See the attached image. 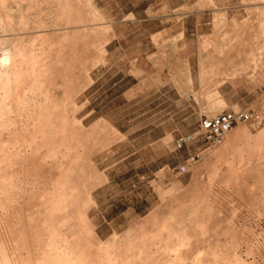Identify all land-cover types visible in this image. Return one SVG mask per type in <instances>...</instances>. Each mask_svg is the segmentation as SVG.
Here are the masks:
<instances>
[{
  "label": "rangeland",
  "instance_id": "rangeland-1",
  "mask_svg": "<svg viewBox=\"0 0 264 264\" xmlns=\"http://www.w3.org/2000/svg\"><path fill=\"white\" fill-rule=\"evenodd\" d=\"M64 2L69 15L60 20L69 23L64 28L70 30L57 25L23 32L13 22L7 29L0 28V58L19 36L24 52L32 56L48 35H70L71 42L63 49L49 52L47 47L45 53L36 54L40 72L37 78L29 76L25 85L24 125L31 131L29 118L39 114L37 105L57 114L69 108L63 101L70 100L76 108L66 114L82 127L102 122L108 132L116 133L93 149L92 165L87 168L89 176L98 178L84 192L82 211L97 238L113 245L119 263L133 261L137 257H131L132 253L144 249V259L160 264L164 259L158 252L161 243L152 237L160 228L164 235L163 229L175 218L188 221L187 238L229 244V250L220 248L217 254L226 263L264 264V195L248 193L252 186L262 189V183L254 187L250 179L252 183L236 187L230 182L213 184L210 161L225 168L230 179L235 178V164L222 166L211 160L215 145L207 147L202 139L182 149L176 145L181 135L197 132L205 116L223 111L246 112L245 125L252 137L264 129V82H251L245 76L227 80L220 88L227 102L222 108L211 109L205 98L196 95L202 91L200 58L205 65L211 58L202 52V44L216 42L220 53L214 57L224 62V55L238 51L253 33L255 11L264 13V0ZM255 67V76H263L264 60L249 70ZM185 68L191 85L184 83ZM223 70L222 65L218 72ZM197 154L200 158L187 162ZM235 155L227 157L233 161ZM183 165L185 171H181ZM2 174L10 177L12 172ZM257 175L258 181L263 180V173ZM205 195L211 197L212 215L190 218L192 206ZM5 230L0 222V233ZM196 252L191 250L187 257Z\"/></svg>",
  "mask_w": 264,
  "mask_h": 264
},
{
  "label": "bare ground",
  "instance_id": "bare-ground-1",
  "mask_svg": "<svg viewBox=\"0 0 264 264\" xmlns=\"http://www.w3.org/2000/svg\"><path fill=\"white\" fill-rule=\"evenodd\" d=\"M67 11L64 0H0V28L7 29L14 22L23 32L37 28L47 30V27L57 25L70 30V27L64 28L65 24H70L60 20L69 15ZM255 13L253 33L238 51L227 52L224 62L214 57L220 53L216 42L205 41L201 46L202 52L211 58L209 65L200 58L198 79L202 91L196 95L205 98L211 109L222 108L227 103L220 92L227 80L245 76L251 82H264V75L255 76L257 67L252 72L249 70L253 63L264 60V13L257 10ZM21 39V36L13 39L0 58V222L6 225L5 232L0 233V264H154L152 259H144L141 255L144 249L132 253L131 257H137L133 261L119 263L113 245L97 238L82 211L84 192L98 178L87 173V168L92 165L91 152L100 144L111 141L109 136L116 133L108 132L102 122L89 129L82 127L74 117L66 114L76 108L70 100L63 101L69 108L60 110L59 114H51L42 105H37L39 114L30 116L31 131H26L23 108L27 105L22 96L28 77L37 78L40 72V61L36 56L45 53L47 47L49 52L63 49L71 42L70 35H48L37 44V49H33L32 56L24 52L19 43ZM32 45L36 46L34 41ZM257 45H260L259 50L254 49ZM222 65L224 70L218 72ZM184 76V83L191 85L188 68H185ZM240 124L226 133L210 156L222 166L235 164V178L230 179L225 168H218L210 161L212 183L227 185L230 182L233 187L252 182L258 187L262 183V189L252 186L248 193L250 196L264 195V178L257 180L258 173L264 174V129L252 137L245 122ZM232 152L236 155L230 161L227 156ZM5 170H11L12 175L4 177L2 172ZM221 189L219 193H222ZM217 195L215 202L220 198ZM210 201V196H203L192 206L188 216L204 219L212 215ZM203 205L207 206L200 213L199 208ZM187 224V220L174 218L171 225L163 229L164 235L160 228L152 237L155 243H161L158 252L163 253L164 259L160 264H228L217 254L220 248L229 250V244L206 243L202 237L187 238L184 234ZM193 249L197 252L188 258Z\"/></svg>",
  "mask_w": 264,
  "mask_h": 264
},
{
  "label": "built area",
  "instance_id": "built-area-1",
  "mask_svg": "<svg viewBox=\"0 0 264 264\" xmlns=\"http://www.w3.org/2000/svg\"><path fill=\"white\" fill-rule=\"evenodd\" d=\"M248 120V114L243 111H223L213 117L205 116L200 124V129L194 133H188L181 135L176 140L177 148L190 146L191 144L198 142L202 139L207 147L219 144L222 142L226 133H228L233 127L240 122H246ZM200 158V155H192L187 162L195 161ZM186 170V165L182 166L181 171Z\"/></svg>",
  "mask_w": 264,
  "mask_h": 264
},
{
  "label": "crops",
  "instance_id": "crops-1",
  "mask_svg": "<svg viewBox=\"0 0 264 264\" xmlns=\"http://www.w3.org/2000/svg\"><path fill=\"white\" fill-rule=\"evenodd\" d=\"M112 43V42H111ZM111 43H109V44H111Z\"/></svg>",
  "mask_w": 264,
  "mask_h": 264
}]
</instances>
